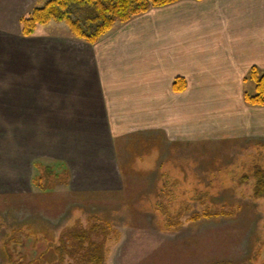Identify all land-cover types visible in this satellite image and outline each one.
Wrapping results in <instances>:
<instances>
[{"label":"crops","instance_id":"crops-1","mask_svg":"<svg viewBox=\"0 0 264 264\" xmlns=\"http://www.w3.org/2000/svg\"><path fill=\"white\" fill-rule=\"evenodd\" d=\"M39 1L0 0V194L31 190L35 163L93 195L152 171L172 182L191 147L264 148V105L244 99L251 68L264 71V0H177L94 44L43 31L54 22L23 36Z\"/></svg>","mask_w":264,"mask_h":264},{"label":"rangeland","instance_id":"rangeland-1","mask_svg":"<svg viewBox=\"0 0 264 264\" xmlns=\"http://www.w3.org/2000/svg\"><path fill=\"white\" fill-rule=\"evenodd\" d=\"M58 24L43 31L68 29ZM250 79L245 88L255 90ZM207 147H191L183 162L173 159L180 162L175 174L189 171L171 182L181 197L176 202L160 191L166 182L156 181L155 171L130 177L119 192L92 195L58 182L45 192L32 186L0 194V264H57L49 246L74 225L98 221L103 228L93 216L111 223L107 235L96 238L105 236L104 264H264V193L253 195V167L264 175V148L246 142Z\"/></svg>","mask_w":264,"mask_h":264},{"label":"trees","instance_id":"trees-1","mask_svg":"<svg viewBox=\"0 0 264 264\" xmlns=\"http://www.w3.org/2000/svg\"><path fill=\"white\" fill-rule=\"evenodd\" d=\"M176 1L177 0H46L42 6L32 8L26 15L21 17V33L23 36H31L41 25L51 22L64 23L67 25L68 31L72 37L83 40L89 44H94L116 23H125L132 17L145 13L153 7L168 5ZM249 76L255 83L256 91L255 94L252 95L246 93L244 99L250 105L263 106L264 71L260 72L256 67H252ZM184 87V78L176 77L173 82V88L175 90H182ZM35 167L37 173L32 179V184L43 192L47 191L49 187H53L54 184L58 182H67L68 172L66 170H61L60 172L52 171L49 166L42 163H35ZM253 170L256 181V188L253 195L255 198H258V196L264 193V175L259 166H254ZM162 190H164L165 193L171 194L170 198L175 202L181 198H178V193L173 191L171 182L163 184L160 191ZM198 216L199 215H194L192 218L196 219ZM91 218H95L96 220L100 218L105 226L102 228L98 221H94V223L90 224L88 227L74 225L71 229L65 230L56 245L49 246V250H52L56 257L57 264H104V240L107 235L105 227H110L111 223L98 216H93ZM177 225H179V221H177ZM98 228H101V230L98 231ZM102 234L105 235L103 239H96L98 235ZM65 256L70 258L71 261L65 263ZM18 264H22V262Z\"/></svg>","mask_w":264,"mask_h":264}]
</instances>
